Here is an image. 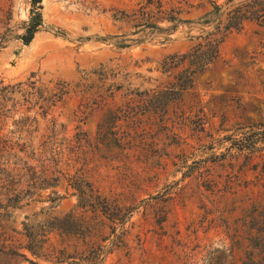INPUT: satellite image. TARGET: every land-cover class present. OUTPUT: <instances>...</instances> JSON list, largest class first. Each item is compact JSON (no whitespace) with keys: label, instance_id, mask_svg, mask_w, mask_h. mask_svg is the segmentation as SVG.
Masks as SVG:
<instances>
[{"label":"rangeland","instance_id":"obj_1","mask_svg":"<svg viewBox=\"0 0 264 264\" xmlns=\"http://www.w3.org/2000/svg\"><path fill=\"white\" fill-rule=\"evenodd\" d=\"M247 1L162 0L163 14L155 6L144 8L147 0H43V23L25 44L31 0H0V33H7L0 82H24L36 74L45 96L59 81L70 88L46 114L37 96L27 103L16 94L20 104L8 103L0 146L9 140L14 152L25 144L29 152H21L22 158L38 170L45 165L48 172L64 174H58L54 207L33 202L16 212L18 220L72 211L80 216L66 177L82 174L133 213L117 226V233L125 230L121 247H112L115 236L102 242L52 234L48 246L74 253L75 264H86L80 257L98 240L95 246L102 244L104 251L113 248L100 264H264V143L251 152L238 149L237 141L264 123V25L247 21L232 30L221 45V59L166 113H144L136 108L142 102L126 95L127 88L167 84L162 59L188 51L196 42L192 37L213 29L214 24H200L207 13L221 14L224 21ZM214 3L222 5L220 11ZM101 66L116 75L104 87L122 86L114 97L99 88L93 74ZM13 161L0 151L1 165Z\"/></svg>","mask_w":264,"mask_h":264},{"label":"trees","instance_id":"obj_2","mask_svg":"<svg viewBox=\"0 0 264 264\" xmlns=\"http://www.w3.org/2000/svg\"><path fill=\"white\" fill-rule=\"evenodd\" d=\"M229 1L232 0H227V3ZM31 4L34 10L33 16L26 27V34L21 37L25 44H29L33 40L35 33L43 23L41 13L43 0H31ZM152 6H155L159 13L164 12L162 0H147L146 6L143 7L150 8ZM221 8L222 5L215 4L214 6L216 11H220ZM205 17L206 19L200 21V24L205 26L214 24L213 29L206 34L192 37L196 42L188 51L165 56L160 62L161 72L169 78L167 84L142 91L127 88L126 95H132V98H138L142 102L136 108L143 109L144 113L148 111L166 113L169 105L181 100L183 93L192 87L194 79L198 75L221 59V45L232 30L242 29L247 21L264 25V0H249L240 4L233 10V14L224 21L220 19L221 14L213 16L209 12ZM160 20L186 22L176 17H160ZM6 42L7 33H0V51L5 47ZM93 74L102 84L99 88H103L101 90L109 93L107 96L114 97L115 92L122 89V86L116 82H111L108 87H104L110 78L116 77L111 69L101 66L93 71ZM45 92L47 91L43 88L41 79L36 78V74H32L24 82L5 83L1 81L0 125L9 112L8 103L13 101V106L20 104L16 101V94H21L27 103H32V99L36 96L38 99H42L43 104L40 105V108L46 114L51 106L56 105L58 101L69 94L70 88L66 82L59 81L49 95L45 96ZM128 107L132 108L130 104ZM237 141L240 142L238 149H247L253 152L256 150L257 143H264V123L244 132ZM81 142L82 139L78 138L79 146H81ZM15 147L14 144L9 143V140L1 141L2 156H10L14 161L8 162L7 165L0 164V188L4 191L3 193L0 191V264H22L24 262L39 264L32 257L56 264L63 262L75 264L74 253H69L65 248L48 246L52 234L76 235L84 240L97 237L102 242L115 236L112 240V247L122 246L125 230L117 233L116 229L119 224L125 225L133 213V207L121 205L118 199L101 194L82 174L66 177L67 186L76 192L78 201L75 209H81L80 216H77L74 211L63 216L45 213L43 220H34L30 223L25 220L19 221L16 212L22 211L33 202L49 201L52 203L49 206L50 209L54 207L53 203L59 198L58 192L54 190L60 181L58 174H64L57 169L48 172L49 169L45 165L43 169L38 170L36 166L21 156V152L23 154L29 152L27 146L17 144L19 151L11 152ZM31 154L35 155L33 152ZM51 161L55 165L58 164L55 159ZM49 189L53 190L44 198L42 193ZM90 213L91 215H89ZM25 219L28 220L29 216L26 215ZM105 227L110 229L108 234L104 232ZM98 241L87 245L83 256L80 257L81 262L100 264L106 255L111 253L113 248H110V251H104L102 244L95 246ZM71 259L72 261H70Z\"/></svg>","mask_w":264,"mask_h":264}]
</instances>
